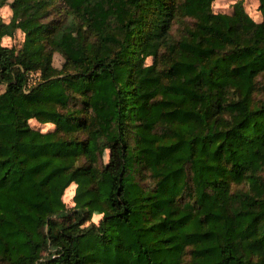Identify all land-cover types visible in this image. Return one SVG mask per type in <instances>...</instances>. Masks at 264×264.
<instances>
[{
    "label": "trees",
    "instance_id": "obj_1",
    "mask_svg": "<svg viewBox=\"0 0 264 264\" xmlns=\"http://www.w3.org/2000/svg\"><path fill=\"white\" fill-rule=\"evenodd\" d=\"M213 1L0 0V264H264V0Z\"/></svg>",
    "mask_w": 264,
    "mask_h": 264
},
{
    "label": "rangeland",
    "instance_id": "obj_2",
    "mask_svg": "<svg viewBox=\"0 0 264 264\" xmlns=\"http://www.w3.org/2000/svg\"><path fill=\"white\" fill-rule=\"evenodd\" d=\"M240 0H214L212 2V9L214 12H223V13H232L235 8L237 7L236 4L237 2ZM242 8L244 9V11L251 16L253 19H257L260 16L256 13L257 9L256 5H257V1L256 0H242ZM1 14L3 15L4 18H9L10 17V9L8 7V5L3 6L0 9ZM8 20V19H7ZM4 44H7L8 46H16L19 47L21 45L22 42V33L18 30L15 32V34L12 37H5L2 41ZM152 56L148 57V63H150L152 61ZM63 57L60 53L55 52L53 54V65L56 67H61V64L63 62ZM30 80H29V85L33 84L34 82H36L38 80V74L36 73H32L30 76ZM4 89L3 85H0V92ZM31 123H34V121H32ZM65 201L67 202L68 205H71V200L69 199V197L67 195L64 196ZM95 220H98V217H95Z\"/></svg>",
    "mask_w": 264,
    "mask_h": 264
}]
</instances>
